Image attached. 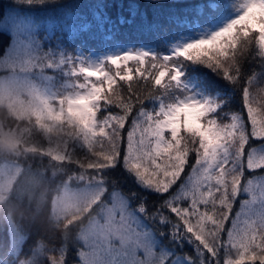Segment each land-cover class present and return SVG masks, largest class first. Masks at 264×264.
<instances>
[{"label": "snow or ice", "instance_id": "obj_1", "mask_svg": "<svg viewBox=\"0 0 264 264\" xmlns=\"http://www.w3.org/2000/svg\"><path fill=\"white\" fill-rule=\"evenodd\" d=\"M13 3L31 7L44 0H13ZM147 3L159 6L160 0H147ZM111 6L106 0H98L95 5L93 17L101 27L109 21L104 11ZM116 7L120 24H138L148 31L164 27L156 17L149 19L138 4H128L127 19L122 14L123 0L116 3ZM239 7L242 9L239 15L220 29L195 39L190 38L194 33L190 29L188 34L173 37L174 42L167 43L161 50L145 46L95 56L85 55L80 49L75 52L60 49L58 61L50 54L51 50L40 55L41 46L35 36L38 25L23 8L13 9L7 16L14 44L12 53L0 61V65H6L9 70L8 75L0 77V99L16 95L24 103L27 97L37 117L49 122L48 131L59 129L74 136L98 158L101 183L105 182V170L121 169L125 178L135 185L128 199L137 200L138 212L150 216L165 229H173L161 231L155 238L144 233L137 245L143 250L144 258L134 264H196L188 254L177 255L184 247L193 245L203 257L200 264H216L219 252H227L229 247L235 250L237 259L224 260L223 264H254L256 260L264 264V204L259 211L249 208L243 213V219L241 213H237L235 219L230 216L232 202L241 191L245 169L264 171V153L257 154L254 148L248 150L253 139L264 142V117L258 119L251 107V88L243 89L245 119L243 110L240 113L223 111L220 107L223 99L186 95L188 91L181 83L180 69L184 62H191L206 65L224 80L239 85L237 76H242V70L235 66L239 60L233 53L232 65L225 67L226 61L222 58L238 45L246 47L254 31L258 33L254 39L264 60V0H244ZM72 19L69 13L67 20ZM167 22L187 23L181 21L177 13H170ZM61 27L64 31L73 29L72 23H63ZM88 27L85 23L82 30ZM61 65L69 69L64 75H71L77 81L67 95L47 87L41 90L29 78L28 74L36 69ZM146 74L150 82L154 81V86L165 92L172 87V82L182 91L168 103L161 101L157 110L147 111L141 104L133 114L132 97L136 88L132 81L136 77L143 80ZM165 78L167 83H164ZM252 79L254 77L249 78L250 84ZM260 91L264 92V88ZM129 117L131 125L125 137L123 131ZM229 118L231 122L224 123ZM191 154H194V162ZM188 168L195 175L185 181ZM243 191L248 192L250 188L243 186ZM143 196L157 201L151 213ZM113 199L115 203L109 209L112 226L116 209L119 208L124 220L129 207L128 200L118 192L113 193ZM249 203L244 201L243 205ZM168 212L176 218L173 225L168 223ZM229 222L231 227L227 226ZM114 233L118 235L119 231ZM155 253L160 254L158 260L154 258Z\"/></svg>", "mask_w": 264, "mask_h": 264}, {"label": "trees", "instance_id": "obj_2", "mask_svg": "<svg viewBox=\"0 0 264 264\" xmlns=\"http://www.w3.org/2000/svg\"><path fill=\"white\" fill-rule=\"evenodd\" d=\"M106 2L112 6L104 11V14L109 17V21L104 22L102 27L93 17V11L98 0H44V3L35 4L37 5V9H40L39 6L45 7L44 9L53 8L52 6H63L64 8L59 13L52 12L45 15L25 11L33 9L32 7L16 5L13 3V0H1L0 5L7 6L10 12L13 9L19 10L23 8L25 14L30 15L34 23L38 25L36 36L38 42L44 33L47 32L46 28L48 27L54 30L53 33L49 34L50 39L48 38L53 50L59 51L63 49L68 52H75L76 49H80L87 55L89 53H109L113 52L116 48L130 49L145 46L161 50L167 46V43L174 42L173 37L188 34L190 29L194 30L190 38H197L203 32L215 29L222 21L234 19L238 15L235 14L241 9L239 5L244 0H160L159 6H153L147 3V0H123L125 10L122 14L126 19L129 15L126 11L128 4H138L141 11L147 13L149 19L156 17L164 24L163 28L156 31L145 30L139 27L138 24H120L119 10L116 7V3H119L120 0H115V3H113V0H106ZM45 3L47 4L45 5ZM69 13L73 16V19L69 22L74 24L75 29H72V31H64L62 27L59 29V25L68 23L67 16ZM170 13L179 14V19L187 21V23H168L167 17ZM2 14L0 12V19L5 15ZM58 21L61 23L57 25ZM85 23L89 27L82 30V25ZM256 34L258 33L255 31L250 34L253 38L249 40L246 47L238 45L237 49L229 51L228 55L222 58V60L226 61L225 67L232 65L231 57L233 53L237 60H239V64L235 65L242 70V76H237L239 85H234L231 81L224 80L221 76L210 71L206 65L184 62V66L180 69L183 73L181 77L186 80H193L195 86L192 90L184 87L188 91L187 93L199 89L208 97H214L216 100L223 99L224 103L220 106L223 111L240 113L243 110V115L247 119V110L243 108L242 95L243 89L249 87L251 88L252 97L251 107L257 114L258 119L264 117V92L260 91V88H264V60L260 57L259 45L254 39ZM10 41L11 33L0 29V56L5 53ZM43 43L41 48L48 50L50 44L47 45V42L44 41ZM67 48L71 50H67ZM132 67L135 68V65L132 64ZM6 75H8L7 70H0V77ZM250 77H254L251 84L249 83ZM166 80L167 78H165L164 82L167 83ZM132 83L133 87L136 88V93L132 97L133 114L138 112L141 104H143V107L147 111L157 110L161 101L168 103L173 96L177 97L181 91V89L176 88L175 82H172V87L168 89V92H165L158 86H154V81L150 82L147 74L143 80L136 77ZM172 90H176V92H172ZM127 96L128 94L125 91V98ZM17 109L22 108L9 107L7 104L0 103V122L4 125L5 129L16 128L18 130L17 135L21 132L22 140L37 139L41 146H46L50 142L53 144L58 140H64L65 147H63L64 144L58 145L60 148H63L64 159L60 160L54 157L55 160L63 164L64 168L54 171L52 169L53 163L47 161L49 158L46 157L38 159L32 155L17 156L15 153H13L15 155L7 153V150L0 151V162L3 160H14L17 165L21 166V171L12 183L7 197L0 202V255L6 253L10 247V230L11 226H14L15 230L24 235L20 249L21 255L29 256L30 252L36 250L39 246L46 248L65 246V262L69 264L72 261H77L76 252L79 247V240L76 236V230L78 227L77 224L64 225L61 219L55 217L53 213V200L57 193L60 192L61 186L69 174H74V172L80 169L99 171L101 173V170L97 167L98 158L86 150L82 142L78 143L74 136L67 134L60 136L59 129L48 131L50 125L47 120L39 119L31 111L30 113H26L24 110L18 111ZM114 111L119 112L120 110L114 109ZM220 118L222 119V116ZM230 122V118L224 121V123ZM34 124L37 126H34ZM130 125L131 117L126 122L125 130L123 131L125 137ZM42 130L48 131L47 134L50 141L46 142V140H42L40 137ZM248 130L249 132L251 131L250 122ZM182 134L187 135L186 133ZM22 140H20V145H23ZM250 143L252 148L264 145V142L257 139H253ZM88 159H93L92 161L95 165L88 166L86 161ZM190 159L194 162V154L190 155ZM246 171L242 177V186H244L247 179L254 177V175L264 174V171L261 170ZM190 172V168L186 169L185 180ZM29 174L30 178H28ZM23 175L26 176L25 181L21 180ZM228 179L230 180L231 177ZM104 180L103 184L107 187V192L109 190H118L127 199L130 192L135 190V185L131 180L125 178L122 170L119 168L115 171L105 170ZM230 190L229 186V192ZM242 197L246 199L247 195L239 194L232 202L230 212L232 219L234 216L236 217L238 210L235 212V209L238 207ZM142 199L148 201L147 207L149 213H151L153 205L157 202L156 199L151 196H143ZM128 201L132 208H137L138 202L135 198L128 199ZM200 210L203 211L202 205L200 206ZM140 215L146 219L156 236L161 231L172 230V228L165 229L163 225L154 222L150 216ZM168 215L170 217L168 223L170 225L175 224L176 218L174 214L168 212ZM229 225H231L230 222L227 226L229 227ZM165 244H167V241H165ZM173 250L175 251V246H173ZM195 253L194 246L184 247L182 252H177L179 255L188 254L190 259L196 262ZM228 253L230 251L227 250L225 252L221 250L219 256L223 258ZM254 264H260L259 260H256Z\"/></svg>", "mask_w": 264, "mask_h": 264}, {"label": "rangeland", "instance_id": "obj_3", "mask_svg": "<svg viewBox=\"0 0 264 264\" xmlns=\"http://www.w3.org/2000/svg\"><path fill=\"white\" fill-rule=\"evenodd\" d=\"M46 4L47 3H45V5ZM31 7L33 10L29 9L25 11H30V13L33 14L40 13V15H45L52 12L59 13L64 9L63 6H52L53 8L46 9H44L45 7L42 8V6H39L40 9H37V5H32ZM241 10L242 9H240L235 15H239ZM0 12L5 14L0 19V29H4L7 32L11 33L10 23L7 19L10 10L7 9V6L0 5ZM232 19L233 18L224 20L219 25H217L215 29L211 31H205L200 35H208L212 31L220 29ZM59 23L61 22L58 21L57 25ZM68 23L70 22L68 21ZM60 28L61 25H59V29ZM73 29H75L74 26ZM46 31L47 32L44 33L41 39H39L40 46L44 44L43 41L47 42V45L50 44L49 34L53 33L54 30L47 27ZM37 32L38 27L36 29L35 36H37ZM13 44L14 37L11 33L10 44L5 53L0 56V61L5 60L6 57H8L12 53ZM118 49L122 48H116L113 52L117 51ZM49 50H51L50 54H54V58L58 61L59 51L56 49L53 50L52 44H50L48 50H44L40 47V55H43ZM67 50L71 49L67 48ZM106 54L107 53H93V55L95 56H102ZM0 70L9 71L6 65H0ZM66 71H69V69H66L63 65H61L58 68L52 69H36L33 73H29L28 75L33 83H35L41 90L47 87L51 91L58 92L62 95H67L69 92L73 91L71 85H74L77 81L76 78L72 77L71 75L65 76L64 73ZM80 81L82 82V79ZM181 83L184 87L188 88V90H192L193 88H195L193 80H186L181 77ZM172 92H176V90H172ZM192 94L198 99L208 97L203 91L199 89L190 91L186 95ZM0 103L7 104L9 107L22 108L17 109L18 111L24 110L26 111V113H30V111L34 113L31 106L27 102V97H25L24 103H21L20 99L16 95L0 99ZM56 106L59 107L58 103ZM34 126L37 125L34 124ZM17 132L18 130H16V128L5 129L4 125L0 122L1 152L7 150V153L10 154L15 153L17 156L32 155L33 157H36L38 159L46 157L50 159H47V161L53 163L52 169L54 171L64 168L61 162L54 159V157L59 158L60 160L64 159L65 155L63 153V148H60L58 146L59 144L63 145L65 143L64 140H58L53 144L52 142H50L46 144V146H41L37 139L22 140L21 132L19 135H17ZM47 133L48 131L46 130H42L40 132V137L42 138V140H46V142L50 141ZM63 134L65 135L64 132L60 131L59 135L62 136ZM20 140H22L21 142L23 143V145H20ZM63 147H65V144ZM253 148L255 149L257 154L264 153V145H259ZM253 148L251 147V149L249 150H252ZM45 153L50 157H47ZM92 160L93 159L86 160L88 166L95 165ZM246 170L247 169H245V171ZM20 171L21 166L17 165L14 160H3L0 162V202L7 197L10 187ZM193 175L195 174L191 170L189 176ZM21 178L22 181L26 180L25 175H23ZM28 178H30V174L28 175ZM187 180L188 177L185 181ZM249 181H251V184H249ZM244 186H248L250 188V191L245 192L243 191V186L241 187V191L238 193V195L246 194L247 197L246 199L242 197L240 199L238 207L235 209V212L236 210H238L237 213L242 214L241 219H243V213L246 212L249 208L259 211L261 204H264V174L254 175V177L247 179ZM202 187H204V185H202ZM114 192H118L121 196L128 200L118 190H109L107 192V187L105 186V184L101 183V173L99 171L95 172L87 169H80L79 171L74 172V174H69L66 181L62 184L60 192L57 193L53 200V213L57 219L62 220L64 225L77 224L78 227L76 230V236L79 240V247L76 252L77 261H72L69 264H134V261L144 258L143 250L141 248H138L137 245L139 244L140 240L143 239L144 233H149L153 235V238H155V232L150 227L146 219L139 214L138 206L136 209L132 208L129 201V207L127 209V212L125 213L124 220H121L119 208H117L115 222L112 226L110 224L109 209L112 208L113 204L115 203L113 199ZM254 196L255 200H253ZM244 201H249L250 203L248 205H243ZM235 218L236 217L234 216L233 219ZM229 227H231V225H229ZM116 230L119 231L118 235L114 233ZM10 231V247L6 253L0 255V264H66L65 246H52L51 248L39 246L36 250L31 251L29 256L21 255L20 249L24 239V235L15 230L14 226H11ZM228 251H230V253H228L227 256L223 258L219 256V259L221 258L222 260L218 259L216 261V264H223V262L221 263V261L224 260L230 259L234 261L235 259H237L235 250L229 247ZM195 254L197 258L196 262L197 264H200V260L203 257H201L197 252ZM177 255L182 256L179 254ZM159 256V253L154 254V258L157 260L159 259ZM166 258L167 257H165V259ZM173 259H175V257H173Z\"/></svg>", "mask_w": 264, "mask_h": 264}]
</instances>
